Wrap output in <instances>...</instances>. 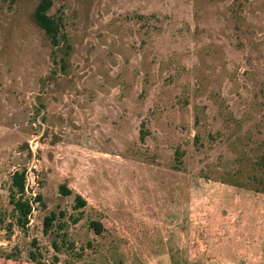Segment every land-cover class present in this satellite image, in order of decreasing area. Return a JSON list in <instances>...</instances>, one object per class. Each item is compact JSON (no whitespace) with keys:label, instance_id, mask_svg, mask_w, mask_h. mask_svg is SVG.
Wrapping results in <instances>:
<instances>
[{"label":"rangeland","instance_id":"rangeland-1","mask_svg":"<svg viewBox=\"0 0 264 264\" xmlns=\"http://www.w3.org/2000/svg\"><path fill=\"white\" fill-rule=\"evenodd\" d=\"M0 264H264V0H0Z\"/></svg>","mask_w":264,"mask_h":264},{"label":"trees","instance_id":"trees-1","mask_svg":"<svg viewBox=\"0 0 264 264\" xmlns=\"http://www.w3.org/2000/svg\"><path fill=\"white\" fill-rule=\"evenodd\" d=\"M37 18L40 21V25L45 29L46 33L49 34L53 38L54 42H56L57 35L59 33L58 28H57L58 25L54 18L46 14L44 3H41L39 5Z\"/></svg>","mask_w":264,"mask_h":264}]
</instances>
